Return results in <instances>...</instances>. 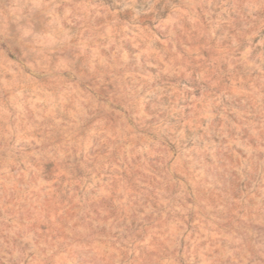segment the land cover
I'll use <instances>...</instances> for the list:
<instances>
[{
  "label": "rangeland",
  "instance_id": "374dc122",
  "mask_svg": "<svg viewBox=\"0 0 264 264\" xmlns=\"http://www.w3.org/2000/svg\"><path fill=\"white\" fill-rule=\"evenodd\" d=\"M0 264H264V0H0Z\"/></svg>",
  "mask_w": 264,
  "mask_h": 264
}]
</instances>
